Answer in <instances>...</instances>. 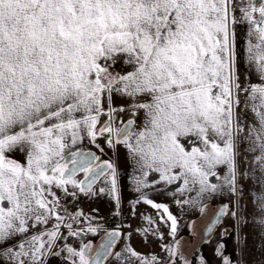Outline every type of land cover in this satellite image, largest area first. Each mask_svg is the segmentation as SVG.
<instances>
[{"label":"snow or ice","instance_id":"1","mask_svg":"<svg viewBox=\"0 0 264 264\" xmlns=\"http://www.w3.org/2000/svg\"><path fill=\"white\" fill-rule=\"evenodd\" d=\"M230 2L0 0V242L47 225L52 217L57 221L52 230L21 243L20 251L8 248L9 259L15 264H26L24 258L44 264L46 255L60 254L52 249L63 238L62 225L69 236L79 235L72 223L64 221H76L83 213L67 215L65 208L66 215H61L53 186L75 196L66 187L71 184L89 194L105 168L111 169V194L119 207L111 162L94 165L99 157L93 153L73 151L66 156V150L82 138L81 132L86 131L93 142L98 134L108 133L109 145L114 134L115 143H123L142 167L162 170V178L169 181L179 178L167 175L173 168L184 169V184H199V194L220 190L221 185L209 177H217L214 169L224 166L223 185L235 195L240 193L238 178L247 173L238 168L243 129L239 117L234 119L233 104L239 105L241 84ZM242 11L256 26L259 43L255 52L249 48V60L256 62L264 79V0L259 4L248 0ZM117 64L125 67L117 70ZM251 93L260 105L259 110L256 105L252 108L258 123L248 130V151L258 152L256 202L258 223L264 228V85L252 87ZM115 96L127 98L133 117L117 128L113 120L125 108L113 106ZM140 112L143 124L137 130L135 117ZM102 115L108 119L98 128ZM193 132L203 140V150L189 152L180 143L181 136ZM16 152L24 155L23 162L10 158ZM78 171L86 173L85 180L73 179ZM154 207L168 211L163 205ZM168 219L175 233L176 218L169 214ZM87 231L97 229L89 225ZM107 236L95 257L87 255L90 244L79 251L67 245L63 250L72 264H103L109 256L132 264L120 251H111L120 233L113 230ZM125 251L139 264L156 262L155 256L148 260L131 247ZM224 264L230 261L224 258Z\"/></svg>","mask_w":264,"mask_h":264},{"label":"rangeland","instance_id":"2","mask_svg":"<svg viewBox=\"0 0 264 264\" xmlns=\"http://www.w3.org/2000/svg\"><path fill=\"white\" fill-rule=\"evenodd\" d=\"M257 4L261 0H255ZM248 0H231L229 5L230 13V30L234 33V51H235V65L241 89L238 93L239 105L233 104L234 119L238 116L242 127L239 137L240 147V162L238 168L247 173L242 178H238L237 187L240 190L238 195L233 194L227 186L223 185V177L227 174V168L224 166H217L214 169L217 172V177H209L211 183L221 185L220 190L215 193L199 194V188L192 185V183L185 185L184 180L178 173H170V176L179 177L173 184H170L166 190L152 192L151 187L147 184L133 186L127 188L124 179L128 177L139 176L145 179L143 173L137 172L128 173L125 170L120 171L119 163L111 161V156L114 152L122 147H126L123 143H115L117 137L113 134V144H105V148L99 154L101 160H109L115 167L117 188L119 195V207H117L116 200L112 194L113 209L106 212H99L96 209H86L83 200L78 196L66 194L65 199L60 201V209L58 211L61 215H66L63 209H67V215H75L77 212H82L83 215L78 217L76 221L65 220L64 223H72L73 231H78V236H69V229L63 225L60 228L62 239H58L52 251L59 252V255H46L44 257V264H72V259L63 249L65 245L72 247L79 251L84 244L91 242L93 246L100 243L103 236L111 229L118 228L121 230V237L113 249V251H120L123 257L131 259L132 264H139L135 257H130L125 249L131 247L144 258L151 260L152 256L156 257L155 264H167L171 255L168 249L173 250L175 247L176 237L181 233V230L186 228L191 218L200 212L204 207H215L219 202H225L228 205V210L223 222L216 228L215 235L211 244L216 245L221 239V234L224 229H229L228 248L233 252L234 258L230 264H264V228L258 223L259 209L257 207L256 197L260 194V184L258 177L260 175L254 163V157L257 153L248 151L250 141L248 139V130L256 126L258 117L252 111L253 105H256L259 110L260 101L252 99L251 88L255 86L264 85V79L261 78L260 73L257 71L255 61L249 60V48H253L255 52V45L259 43L258 33L256 26L245 18L242 9L247 8ZM256 19L259 14H254ZM235 18V22H231V18ZM125 67L117 64V70ZM234 100L236 97V90L233 89ZM114 107H124L125 111L119 113L117 122L113 123L114 128L121 127L123 121L131 116L128 111L129 101L127 98L115 96L113 100ZM143 124V112L137 114L136 129L140 130ZM104 125V124H103ZM102 125V126H103ZM101 126V127H102ZM235 135V133H234ZM180 143L184 146L186 151L191 152L193 148L203 150L205 144L200 136L195 132L181 136ZM217 143H221L219 137H215ZM210 150V145L207 146ZM111 170V169H110ZM109 170V171H110ZM183 173H184V169ZM103 175L98 185L92 188L91 193L85 194L80 192L79 188H74L78 193L88 201L94 197L96 190H106V181L112 179L111 171ZM161 173L157 170L149 172L148 178L156 179L160 177ZM107 176V177H106ZM184 176V175H183ZM188 179L191 181V175L187 174ZM83 174L76 176L75 180L80 181ZM123 178V180H122ZM161 194L165 195V200ZM161 195V196H160ZM205 195V198L203 196ZM162 199V200H161ZM205 201L202 203V201ZM151 201V203H149ZM187 201V203H185ZM202 203V204H201ZM154 205H163L167 207L168 211L165 212L164 208H157ZM117 212L119 213L117 215ZM236 212L237 216H232L231 213ZM169 214L176 218V231L172 232V222L168 219ZM143 215V216H142ZM142 218V222H139ZM167 222L170 228L166 229ZM31 223V222H30ZM57 223L55 217H52L47 225H38L35 228H30L27 233L17 234L7 241L0 242V264H15V261L9 259L5 253L8 248L13 251H20L19 245L30 240L32 235H37L42 231L52 230L53 226ZM141 223V224H140ZM91 225L96 228L95 233L87 231ZM138 227L149 229L151 227L161 231H167V234L161 236L160 242L157 247L146 243L144 245L137 244L136 238L138 234ZM46 239V237H45ZM226 243V242H225ZM26 264H31L27 258ZM105 264H126L125 260L119 262L110 256Z\"/></svg>","mask_w":264,"mask_h":264},{"label":"crops","instance_id":"3","mask_svg":"<svg viewBox=\"0 0 264 264\" xmlns=\"http://www.w3.org/2000/svg\"><path fill=\"white\" fill-rule=\"evenodd\" d=\"M107 119V116L102 115L99 118V123L97 125V127H101L104 123L105 120ZM136 128V126H135ZM81 139H79L77 141V143L75 145H72L69 149L66 150V154L71 152L74 149L77 148H82L84 150H95L98 154H100L103 149L105 148V144L108 140V133H104L103 135H97L95 142L92 141V139L87 135V132H81ZM10 158L12 159H16L20 162H23L25 157L22 153L16 152L11 154ZM137 157H135L127 147H122L121 149H119L118 151L114 152L111 156V161H116L119 163V169L120 171L125 170L128 173H134L137 172L139 174L143 173L145 176V179H141L140 175L139 176H134L132 177H128L126 180L122 178V180L125 182L126 187L127 188H132L133 186H139L142 184L143 187H146L143 184H147L148 186L151 187L152 192L156 193H160V191L166 190L167 188H169L170 184H173L175 182V180L177 179H173L171 181H169L168 179L162 178L163 176V172L162 170H157L161 173L160 177L153 179L152 178H148V173L155 171L156 169L153 168H149V167H142L140 163L137 162ZM111 171V170H110ZM109 171V172H110ZM172 173H176V174H182L183 170L182 168H173L167 175L170 176L169 174ZM107 177V176H106ZM181 178L184 180V176L181 175ZM176 183V182H175ZM106 190H104L103 192H101L100 190H96L95 193L93 194L94 197L92 199L88 201L84 200V197L81 196L78 191L76 189L73 188V186L71 184L66 185V187L68 188L69 193L71 192H75L76 195H78L84 202L82 205H84L86 207V209H96L97 211H101V212H106L109 210L113 209V202H112V194H111V180L106 181ZM191 184V183H190ZM98 184H96L94 186V188L97 186ZM194 186H197V188H199V184H192ZM52 191L55 192L56 196L59 198V202L62 201L63 199H65L66 193L59 188H56L53 186ZM154 193V194H155ZM75 195V196H76ZM163 197V200H165V195L161 194ZM160 195V196H161ZM52 197H49V199H51ZM203 198H205V195L203 196ZM162 200V199H161ZM205 201V199L202 201V203ZM201 203V204H202ZM143 216V215H142ZM142 218H139V222H142ZM141 224V223H140ZM170 228V224L169 222H167L166 225V229ZM138 234H137V244L139 245H144L146 243L149 244H153L155 245V247H157L159 244L161 245L160 240L161 236L163 234H167V231H161L160 228H149V229H143L142 227H138ZM213 241V240H212ZM211 244V248H212ZM217 261V260H216Z\"/></svg>","mask_w":264,"mask_h":264},{"label":"flooded vegetation","instance_id":"4","mask_svg":"<svg viewBox=\"0 0 264 264\" xmlns=\"http://www.w3.org/2000/svg\"><path fill=\"white\" fill-rule=\"evenodd\" d=\"M220 207V204L215 207H204L202 212L191 218L188 226L182 229L181 233L176 237L177 240L173 249L175 255H171L167 264H185V262L187 264H224V258L232 261L234 254L227 246L230 234L229 229H224L220 241L216 245L213 244L212 248L211 236L205 235L207 226L211 223ZM89 243L91 247L87 255L92 257L100 243L96 246H93L91 242L86 244Z\"/></svg>","mask_w":264,"mask_h":264},{"label":"water","instance_id":"5","mask_svg":"<svg viewBox=\"0 0 264 264\" xmlns=\"http://www.w3.org/2000/svg\"><path fill=\"white\" fill-rule=\"evenodd\" d=\"M118 118H119V114H118V116H116V118L113 120V123L117 122ZM131 118H133V117L130 116V117L127 118L125 121H123L122 124H121V127L123 126L124 123L127 122L128 119H131ZM107 119H108V118H107ZM107 119L105 120V123L107 122ZM136 120H137V116L135 117V125H136ZM105 123H104V124H105ZM135 125H134V127H135ZM73 151H75V152H83V153H93L95 156L99 157V160L94 161V165H95V164H102L104 161H108V162H110L109 160H101L100 155H99L95 150H92V149H90V150H84V149H82V148H77V149L72 150L71 152H73ZM69 153H70V152H69ZM69 153H67L66 156H68ZM68 158H70V156H69ZM69 167H71V164H69ZM109 170H110V169L105 168V173H107ZM105 173H104V174H105ZM79 174H84V172H82V171H78V172L76 173V175H75L73 178H75V177L78 176ZM85 176H86V174L82 177L81 180H85ZM102 177H103V175H101L100 177H98V178L92 183L91 189H92V188H93V187H94V186H95V185L101 180ZM81 180H80V181H81ZM219 204L221 205V207H220V209L217 211V213L215 214V216L213 217L211 223L207 226V228H206V232H205V235H206V236H208V235L211 236V241H212L213 238H214L216 228H217V227L223 222V220L225 219L226 213H227V206H228V205H227L225 202H219ZM221 209H225V214H224V215H221V214H220V213H221ZM209 228H211V231H209ZM113 230H116V231H118V232L120 233V236H118V237L116 238V243H115V245L113 246V248H112V250H111V251H113V249L115 248V246L117 245V243H118V241H119V239H120V237H121V230L118 229V228H113V229L109 230V231L103 236V238H102L100 244L98 245V247H97L96 251L94 252V254L92 255V257H95V256L97 255V252L100 251V246H101L102 244L107 243V241H108V236H107V234H108L109 232L113 231ZM89 244H90V243H89ZM109 257H110V256H109ZM109 257H108V258H109ZM106 261H107V260H104V261H103V264H105Z\"/></svg>","mask_w":264,"mask_h":264}]
</instances>
